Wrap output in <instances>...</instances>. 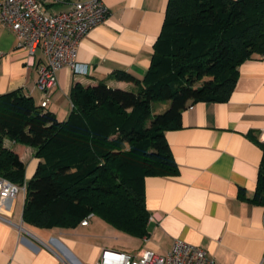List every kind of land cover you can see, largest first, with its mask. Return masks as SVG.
Listing matches in <instances>:
<instances>
[{
  "label": "crops",
  "instance_id": "obj_1",
  "mask_svg": "<svg viewBox=\"0 0 264 264\" xmlns=\"http://www.w3.org/2000/svg\"><path fill=\"white\" fill-rule=\"evenodd\" d=\"M78 0L48 6L67 9ZM105 21L80 42L77 60L88 72L70 67L58 71L45 111L63 121L72 110L71 90L106 81L112 87L135 89L112 78L125 70L143 78L152 62L163 27L168 0H103ZM42 52L29 64L28 52L16 34L0 20V96L15 90L33 97L41 107L45 93L37 85ZM166 103H161L159 110ZM182 126L165 132L178 164L176 175H151L144 180L149 211L148 235L137 238L117 230L93 214L87 225L43 228L24 222L26 191L0 210V264H96L105 248L119 247L110 235L138 241L136 253L148 248L166 254L175 240L204 248L218 264H259L264 260V205L255 195L264 145V55H254L239 67L228 101H198L183 110ZM26 166V181L39 163L37 149L5 138ZM110 234V235H109ZM112 236V237H114ZM114 249V248H113Z\"/></svg>",
  "mask_w": 264,
  "mask_h": 264
},
{
  "label": "trees",
  "instance_id": "obj_2",
  "mask_svg": "<svg viewBox=\"0 0 264 264\" xmlns=\"http://www.w3.org/2000/svg\"><path fill=\"white\" fill-rule=\"evenodd\" d=\"M255 54L264 55V0H168L146 75H112L135 89L76 83L63 121L20 90L1 95L0 177L26 184L24 222L73 228L94 214L128 235H148L144 180L179 171L165 132L182 126L191 102L228 101L240 65ZM154 103L169 107L156 112ZM5 138L35 147L43 160L28 181ZM252 201L264 205V158Z\"/></svg>",
  "mask_w": 264,
  "mask_h": 264
},
{
  "label": "built area",
  "instance_id": "obj_3",
  "mask_svg": "<svg viewBox=\"0 0 264 264\" xmlns=\"http://www.w3.org/2000/svg\"><path fill=\"white\" fill-rule=\"evenodd\" d=\"M65 0H0V20L17 36L18 45L29 55L34 65L37 52H42L38 65L37 85L45 93L41 102L44 109L49 102L50 90L58 84V71L70 67L75 73L88 72L87 65L77 60L81 40L96 26L103 23L109 9L103 0H78L70 7L51 12L50 4ZM259 140L264 145V127ZM26 191V184L18 185L0 177V210L6 201L14 200ZM93 214L81 224L87 225ZM96 264H218L208 252L182 239L175 240L166 254L148 248L126 253L105 248ZM259 264H264V260Z\"/></svg>",
  "mask_w": 264,
  "mask_h": 264
},
{
  "label": "rangeland",
  "instance_id": "obj_4",
  "mask_svg": "<svg viewBox=\"0 0 264 264\" xmlns=\"http://www.w3.org/2000/svg\"><path fill=\"white\" fill-rule=\"evenodd\" d=\"M128 90H131V88H128ZM160 107H161V103H154L153 104V109L156 112H164L169 107V103H166V105L164 107H162L161 110H159ZM22 193H24L23 190L20 191L19 195H21ZM120 233H122V231ZM112 236H114V234L110 235L111 239L114 240V244L119 246V247H123L124 249H121V248H118V247H110V249L114 248L115 250H118V251L130 252L132 250H135L136 247H137L138 241L134 240V239H130L126 235L117 234L114 237H112Z\"/></svg>",
  "mask_w": 264,
  "mask_h": 264
}]
</instances>
